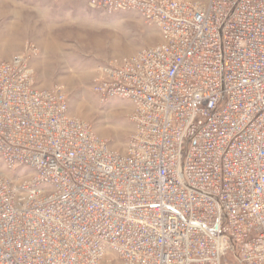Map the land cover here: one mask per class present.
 <instances>
[{"label": "built area", "instance_id": "built-area-1", "mask_svg": "<svg viewBox=\"0 0 264 264\" xmlns=\"http://www.w3.org/2000/svg\"><path fill=\"white\" fill-rule=\"evenodd\" d=\"M161 43L100 67L134 105L125 153L0 58V264H264V0H85Z\"/></svg>", "mask_w": 264, "mask_h": 264}, {"label": "rangeland", "instance_id": "rangeland-1", "mask_svg": "<svg viewBox=\"0 0 264 264\" xmlns=\"http://www.w3.org/2000/svg\"><path fill=\"white\" fill-rule=\"evenodd\" d=\"M160 43L159 30L135 12L105 14L85 0H0V58L11 60L35 46L31 64L38 87H64L71 116L90 123L116 152L128 149L134 105L102 100L94 90L100 67ZM31 173L7 170L0 157L1 175Z\"/></svg>", "mask_w": 264, "mask_h": 264}]
</instances>
